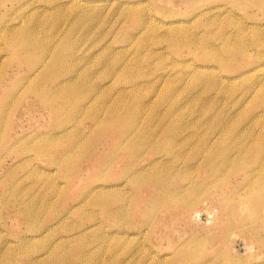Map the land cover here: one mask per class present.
<instances>
[{"label": "rangeland", "instance_id": "rangeland-1", "mask_svg": "<svg viewBox=\"0 0 264 264\" xmlns=\"http://www.w3.org/2000/svg\"><path fill=\"white\" fill-rule=\"evenodd\" d=\"M232 1L0 0V264L264 263V207L240 163L216 175L190 160L214 133L218 149L263 141L264 43L244 60L222 46L258 38L264 0ZM168 132L186 142L180 173L197 167L188 212L121 186L126 151L171 146Z\"/></svg>", "mask_w": 264, "mask_h": 264}, {"label": "bare ground", "instance_id": "bare-ground-1", "mask_svg": "<svg viewBox=\"0 0 264 264\" xmlns=\"http://www.w3.org/2000/svg\"><path fill=\"white\" fill-rule=\"evenodd\" d=\"M193 1H195V0H193ZM196 1H199V0H196ZM125 4H126V2H125ZM153 7H154V5H153ZM219 7H220V5H219ZM220 8H222V10L220 12V13H222V17L221 16L220 17L226 18V21H227V16H225L226 15L225 13H227V11H229V10H227V8H225V7H220ZM156 9H157V7H156ZM144 10H146V9H144ZM231 11H232V9H231ZM209 12H211V11H209ZM140 17L141 16H139V19H140ZM150 19H151V17H150ZM150 19H149V21H150ZM151 21H152V19H151ZM227 22H229V19ZM142 23H144V22H142ZM153 23L154 22H152L151 24H153ZM243 25L244 24L239 26V28L244 32L245 29H244ZM228 26H230L229 23H228ZM233 26H234V24H233ZM259 27H260L261 31L259 29L255 28L256 31L253 32V34H255L258 37L254 41H247L244 39V37H240L241 35L238 36L239 29L237 31V27H236V29H230L228 31L230 36L231 35H233V36L235 35V37L238 36L239 41H237V44L234 46H232V45L230 46L228 41H226V46H225V44L222 46L224 49V52L227 53L228 57H232V56L234 57L235 55H239L244 60L246 57L250 56V54L247 53L246 47L251 42L264 43V25H261ZM142 28H143V25H142ZM172 28H174V25H172ZM162 29H166V27H164ZM178 29H180V28L178 27ZM140 30H141V27H140ZM176 30H177V28H176ZM223 37H226V35ZM229 42L231 43L230 40H229ZM30 43L31 42H29V44ZM213 48H214V46H213ZM262 50H263V54H264V49H262ZM41 52H42V50H41ZM210 54L212 55V52ZM210 54H209V56H210ZM39 56H40V53H39ZM212 58H213V55H212ZM212 58H211V60H212ZM254 58L260 59L261 56L257 52V54L255 55ZM217 59H219V58H217ZM39 60L41 61V58ZM218 62L223 63V61H221V59H219ZM227 62H228V60H227ZM46 63L47 62H45V64ZM109 64H110V62H109ZM41 66H40V68L42 69ZM48 66H49V64H48ZM244 66H245L244 64L243 65L241 64V67L239 69L243 68ZM40 68H39V70H40ZM43 71H42V73H43ZM39 73H41V71ZM210 76H211V74H210ZM236 77H237V75H232V74H229L228 76L222 75V74L220 75L221 79H224V80L226 79V80H230V81L237 80V79H235ZM59 88L56 90L57 93H58ZM44 90H45V88H44ZM66 92H67V90H66ZM261 96L264 98V92L261 94ZM261 111L262 112L260 115H263L264 114V107L261 109ZM110 113H111V111H110ZM134 113L136 114V112H134ZM121 115L122 114H120V116ZM130 120H131V118H130ZM132 120L134 122V119H132ZM132 120H131V123H132ZM136 121H137V118H136ZM147 123H148V121H147ZM108 124H109V122H108ZM130 129H131V127H130ZM135 130H137V129H135ZM126 133H127V131H126ZM174 133H176V132L174 131ZM144 134H145V132H144ZM220 134H219V136H220ZM124 135L125 134H123L122 136H124ZM127 135L133 136V139H135V137L139 136L137 134V131H133L130 133L128 132ZM261 135H262V137H260V138L263 140L262 144L258 143L257 141H248L253 136V133L251 131H249L247 134V137H249V138L245 139L244 137L243 138L241 137L242 138L241 141H236L231 146H224V147L218 149L216 146L218 144L216 139L219 136H216V133L211 134L210 135L211 136L210 141L209 142L203 141L204 143L200 146L199 150L198 151L195 150L196 152L195 151L192 152V154H191L192 158H190V160L195 158V157L197 159L202 157V159L206 162L209 169L211 171H213L216 175H223L224 172H222V165H224L226 163H230V162H231V164L240 163V165L237 168V169L241 170V173H239V177H240L241 181L246 180L245 187H247V192L249 191V193H251L252 205L253 206L259 205L260 207L261 206L264 207V133ZM156 136H159V135H157V134L153 135V134L149 133L147 137L145 135L144 141L151 143L152 139L155 138ZM119 137L120 136H118L117 138L119 139ZM258 137H259V135H258ZM208 138L209 137H206V140H208ZM164 139L168 140V141H172V145L168 146V147L162 146V149L160 148V150H157V151H154V150L148 151V153L146 155L142 154L143 156H141V157H140V155H138L139 156L138 157V156H135V154L130 153V151H129L130 149H128L127 151L125 149L126 153L124 156L128 159V163L123 166L122 171H121V175L123 176L121 186H122V189H123L125 194L130 193V200L134 204H140L142 202L144 204H147L152 197L163 195L165 198H171V201L174 204H176V207H178L179 210L188 212V210L191 209V203L193 202L192 200L194 199V196L197 195V194H195V188H194L196 186L195 183L197 182V180L195 178L196 174H197V169H196L197 167H196V165L193 167L195 174L192 176H190V173H188L187 171L180 173L181 169L179 170V168L181 166L179 163H180L181 159H180L179 153L176 152V148L181 147L186 142H185V140L183 141V139L182 140H176L175 135H173V133H169V132L165 135ZM113 142H114V140H113ZM210 142H212V143H210ZM114 143L118 144V142H114ZM142 143H143V141H142ZM212 145H213V147L211 148ZM36 148L38 150H41V147L38 145H36ZM134 152H135V149H134ZM141 152H142V150H141ZM135 153L137 154V152H135ZM237 169L231 168L229 172H235ZM236 172H238V170ZM254 184H256V185L253 186ZM143 185L145 187H143ZM131 190H132V193H131ZM145 193L148 194L146 199L143 198V195H145ZM178 194H184V196L182 198H176V196ZM98 195H100V194H98ZM102 198H101V200H102ZM113 200H115V196H114V198L112 197V201ZM117 201L118 200H115V202H117ZM166 201L171 202L168 199ZM242 207H244V206L242 205ZM118 209L119 208H117L115 211H118ZM221 209L225 212L224 207ZM250 221L252 223H255L254 218H251ZM123 233H127V232L123 231ZM147 256L151 260H158L156 252H154V251L149 252L147 254ZM167 257L168 256H166L165 259Z\"/></svg>", "mask_w": 264, "mask_h": 264}]
</instances>
